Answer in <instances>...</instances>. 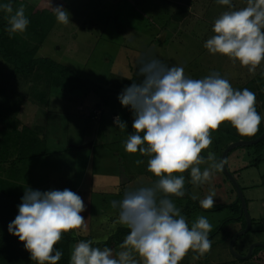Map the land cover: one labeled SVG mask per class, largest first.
Instances as JSON below:
<instances>
[{
  "label": "rangeland",
  "instance_id": "rangeland-1",
  "mask_svg": "<svg viewBox=\"0 0 264 264\" xmlns=\"http://www.w3.org/2000/svg\"><path fill=\"white\" fill-rule=\"evenodd\" d=\"M27 1L33 6L37 3L33 12L43 10L40 19L46 24L47 36L41 41L40 36L28 28L24 33L15 34L18 38L16 47L22 52L36 50V57L70 67L79 78L93 82L111 94H119L132 80L141 79L137 74L141 58H158L169 66L182 65L185 74L191 78H203L217 71L234 88H248L256 94L257 112L264 125V61L253 73L239 61L210 54L203 47L214 34V20L227 10V6L216 4L215 0ZM232 2L235 8L246 6V0ZM46 4H51L50 11L41 9ZM57 5H63L71 13L70 23L61 24L56 18H50L54 16L52 7ZM8 15L4 17L7 19ZM176 16L181 17L176 19ZM46 74L43 69L31 76L16 74L14 67L0 54V110L6 112L0 115L4 118L0 121V179L24 190L29 187L41 191L68 188L79 194L86 205V210L81 213L86 219L85 228L79 234L106 241L109 235L119 231L120 226L115 224L118 210L111 206L112 201L122 199L127 189L141 183L152 185L158 178L147 170L148 156H142L139 151H125L124 141L134 131L131 127L134 117L127 115V107L103 104L94 92L86 94L81 89H72L65 79L48 91ZM16 105L19 111L13 112ZM118 114L128 125L123 131L113 123ZM226 130L228 137L239 135L230 122H222L211 132L212 144L202 150V156L207 157L212 152L219 161L224 148L231 143L228 137L223 138ZM32 131L35 132L33 138L36 134L41 136V145L49 150L48 154L26 157L23 149L27 150L31 145L28 136ZM22 133L27 136L23 149L16 142L22 139ZM219 133L222 141L217 136ZM86 136L95 140L93 145L82 149L75 147L82 145ZM253 148H235L227 158L232 173L241 169L234 174L244 190L251 216L259 218L252 229L237 240L235 248L238 252H245L253 242L264 243V160L258 166L250 165L256 158ZM137 160L143 163L137 164ZM200 167L203 170L208 164ZM188 179L185 176V189L198 200L214 191L212 208L227 206L209 211L197 207L189 211L192 204L197 206L190 193L169 197L189 224L204 216L212 225L213 233H209L212 248L208 254L201 256L189 250L186 261L183 259L180 264H205L206 260L208 264H231L232 260L241 264L230 250L228 234L239 231L245 222L237 219L223 226L227 218L232 220L236 216L237 211L231 206L234 202L238 203L241 214V202L231 180L223 168L214 171L210 182L204 184L187 186ZM121 181L127 182V186L130 184L129 187H121ZM101 218L106 220L102 222ZM126 235L118 233L116 239L120 241ZM116 243L119 247L120 242ZM255 258L263 260L264 264V250L256 252Z\"/></svg>",
  "mask_w": 264,
  "mask_h": 264
},
{
  "label": "clouds",
  "instance_id": "clouds-1",
  "mask_svg": "<svg viewBox=\"0 0 264 264\" xmlns=\"http://www.w3.org/2000/svg\"><path fill=\"white\" fill-rule=\"evenodd\" d=\"M215 3L227 10L214 20V34L203 47L210 54L239 61L254 73L264 61V0H246L241 8H235L232 0ZM52 10L58 23L71 22V13L63 5ZM0 11L9 14L5 30L10 38L26 32L30 20L23 4L14 11L12 0L0 2ZM137 74L141 79L132 80L117 96L134 117V131L124 147L129 153L148 156L147 170L158 179L152 185L126 190L122 199L112 201L111 206L118 210L117 222L129 229L120 251L114 254L106 244L99 247L98 239L79 240L73 245L69 264H180L189 250L201 256L209 252L212 225L207 217L199 216L189 224L169 197L185 196L186 171L192 184H204L227 163L217 161L212 152L201 155L212 144L211 132L222 122H230L242 136L259 131L262 117L257 112L256 94L248 88H234L217 71L191 78L182 65L141 58ZM113 123L122 131L128 127L119 114ZM206 163L208 167L201 170L200 165ZM215 196L210 191L199 204L210 209ZM17 208L7 230L24 242L37 264H58L63 252L54 246L64 233L81 229L86 220L81 215L86 210L84 200L68 188L41 191L29 187Z\"/></svg>",
  "mask_w": 264,
  "mask_h": 264
},
{
  "label": "trees",
  "instance_id": "trees-1",
  "mask_svg": "<svg viewBox=\"0 0 264 264\" xmlns=\"http://www.w3.org/2000/svg\"><path fill=\"white\" fill-rule=\"evenodd\" d=\"M50 3L52 0H48ZM0 2H7V0H0ZM40 2V1H39ZM21 4H23L25 7V14L27 17H29L30 24L28 25V29L32 30L35 34H38L40 36V40L43 41L45 40L47 36V27L44 21L40 19V14L43 10H34V7L36 4L33 6V4L29 5V1L27 0H12V6L13 10L15 11L18 9ZM42 5H39L41 7ZM51 4L48 6V4L43 5V8L45 11H50ZM48 8V9H47ZM32 9V10H31ZM5 14H7L4 11H0V54L2 55L3 59L9 62L13 67H14V72L19 75H24V76H31L35 71L37 72L38 70L40 71L43 69V71H46V78L48 79V86L47 89L50 91L53 89L56 85H58L61 80H67V82L70 84L72 89H81L84 93L88 94L91 92H94L97 96L100 97L101 101L103 104H121L119 100L117 99L118 94H111L107 90L101 89V87L93 82L84 80L82 78H79L75 72L72 70V68L67 67L63 64L54 62L53 60H49L46 58H40L36 57V50L34 51H26L22 52L19 50L16 45L18 43V38L17 36L13 35L11 38L9 37L8 32L5 30L7 27V19L4 17ZM181 16H176V19H179ZM50 18H55V16H50ZM51 29V28H49ZM48 29V31H49ZM160 41V40H158ZM162 42V41H160ZM39 76V75H38ZM63 79H59V78ZM42 78V77H41ZM44 79V78H43ZM43 93V92H42ZM43 96V95H42ZM96 106L100 107V105L96 104ZM127 115L133 116L132 112L129 108ZM19 111V106L16 105L13 112ZM10 113V112H7ZM6 114L4 110H0V115ZM1 117V116H0ZM4 118H0V121H3ZM28 128V127H26ZM13 129L16 131L17 126L14 125ZM264 130V125L260 124L259 125V131L254 135V136H242L238 132L234 137H228L229 133L226 130V133L223 134V138L228 137V141L232 142L238 139H253L259 136ZM31 136H28L30 139L31 145L27 147V150H25L24 147V140L27 136H25V133H22V139L19 141L17 140L16 142H19V145H22V149L26 151V154L28 158H35L39 156H44L49 153V150L46 151L47 149L44 148V145L41 142V136L36 134L37 136L33 138L35 135V132L32 131ZM219 133L217 136L220 137ZM25 136V137H24ZM217 139V138H216ZM222 141V137H220ZM224 141V142H228ZM39 146V147H38ZM248 147H254V153H256V158L254 163L250 165H256L258 166L259 163L264 160V139L259 141L256 144L249 145ZM238 148V147H237ZM217 160V158H216ZM218 160L220 161L221 158L219 157ZM247 167V166H246ZM241 169H238L234 171L233 173H238ZM186 177L190 178L188 175V171H186ZM187 186H191L190 179L187 180L186 182ZM26 190L22 188H18L16 186L6 184L5 182H2L0 179V264H37L36 261L31 260L30 258V253L24 248V242L20 241L17 236H14L10 234L7 230V225L10 221H12L15 216L18 214V208L17 205L21 203V197L24 195V192ZM188 193L190 191L187 189ZM191 194V193H190ZM194 196V195H193ZM196 204H192L188 208L194 209V208H202L204 209L200 204L199 200L196 199ZM225 205H217L214 208L210 209H204L206 211L209 210H217L222 208ZM237 212L236 217L239 216L240 211H239V205L238 203L234 202V204H231ZM253 224L255 223V218H253ZM244 221V220H243ZM223 229V228H222ZM221 229V230H222ZM264 229V228H263ZM129 229L126 227H120L119 231L116 234H111L109 238H107L106 241H101V243L98 245L99 247H104L105 244L108 247H111L112 244H117L116 242H122L123 238L119 239L118 241L116 237L118 236V233H128ZM211 232L210 234H212ZM209 234V235H210ZM229 235V234H228ZM87 239H94L91 235L86 236V235H80L77 231L71 230L67 233H64L62 235L61 240L55 245L54 247L60 249L63 252V256L61 260L58 262V264H69V259L70 255L72 252L73 245L77 243L79 240H87ZM212 239V238H210ZM97 246V245H94ZM264 248L258 246L256 248V252L259 253V251H263ZM208 254V253H207ZM205 257H207L205 255ZM205 264H208V260L204 261Z\"/></svg>",
  "mask_w": 264,
  "mask_h": 264
},
{
  "label": "water",
  "instance_id": "water-1",
  "mask_svg": "<svg viewBox=\"0 0 264 264\" xmlns=\"http://www.w3.org/2000/svg\"><path fill=\"white\" fill-rule=\"evenodd\" d=\"M161 40L162 41L164 40V36L161 37ZM263 139H264V130L256 138H253V139H238V140L232 141L231 143H229L224 148V150L222 152V155H221V160L227 161L229 153L232 150H234L235 148L241 147V146L253 145V144L258 143L259 141H261ZM92 145H93V142L91 141V142H88L86 144H82V145L75 146V147H77L78 149H82V148H85V147H90ZM223 170L226 173V175L228 176V178L231 180L233 186L236 189L238 199L241 202V213L244 214L245 219H246V226L244 228H241L239 231L235 232L233 234V236L230 238V241H229L230 250L234 254V256H236L239 260L244 261L245 264H260V263L255 262V261H248V260H250L253 257L254 249L256 247H258V246H263L264 247V243H261V242L252 243L250 245L249 250H248V252L246 254L238 252L236 250V248H235V244H236L237 240L241 236L247 234L252 229V227H253V218H252V216L250 214V211H249V208H248V203H247V199H246V197L244 195V190L241 187L236 175L230 171V169L228 168L227 163L224 164Z\"/></svg>",
  "mask_w": 264,
  "mask_h": 264
},
{
  "label": "crops",
  "instance_id": "crops-1",
  "mask_svg": "<svg viewBox=\"0 0 264 264\" xmlns=\"http://www.w3.org/2000/svg\"><path fill=\"white\" fill-rule=\"evenodd\" d=\"M92 137L91 136H86L84 139H83V141H82V143L84 144L85 142H88L89 140H93V143H94V139H91ZM185 176V175H184ZM132 178H135V176H133ZM188 178V177H187ZM127 182H125V181H121L120 182V185H121V187H124V188H126V186H127V184H126ZM141 184H143V183H141ZM120 185H119V187H120ZM130 185V184H129ZM129 185L127 186V188L129 187ZM128 190V189H127ZM104 212V211H103ZM85 214H86V212H85ZM87 216V215H86ZM253 218V217H252ZM256 220H258L259 218H255ZM112 221V220H111ZM115 224H118V222L116 221L115 222ZM263 224H264V222H263ZM120 227H124L125 228V226H123V225H120L119 226V228ZM85 228V226L83 225L82 227H81V229H84ZM242 228V227H241ZM240 228V229H241ZM81 229H76V231L79 233V231H81ZM231 231V230H230ZM231 235L232 234H230V235H228V237L230 238L231 237ZM94 239H95V237L94 236H92ZM109 237H110V235H109ZM108 237V238H109ZM227 237V238H228ZM101 241V240H100ZM113 250L114 251H116V250H119L120 251V248L119 247H117L116 245H114V248H113ZM115 254V253H114ZM190 255V254H189ZM184 261H186V259H187V257H184ZM189 259H191V258H189ZM240 262H241V260H239ZM230 263L231 264H237V262H234L233 260L232 261H230ZM239 264V263H238Z\"/></svg>",
  "mask_w": 264,
  "mask_h": 264
},
{
  "label": "flooded vegetation",
  "instance_id": "flooded-vegetation-1",
  "mask_svg": "<svg viewBox=\"0 0 264 264\" xmlns=\"http://www.w3.org/2000/svg\"><path fill=\"white\" fill-rule=\"evenodd\" d=\"M191 195H192V194H191ZM192 196H193V195H192ZM224 205H225V204H224ZM225 206H227V205H225ZM225 206H223V207H225ZM237 219H239V220H244V222H245L244 224H245V225L242 226V228H244V227L246 226V219H245L244 214H242V213L239 214L238 217L235 216L234 218H232V220L227 218V219L224 221V225H223V226L225 227L229 222H231V221H233V220L235 221V220H237ZM253 220H254V219H253ZM255 220H256V219H255ZM224 227H222V228H224ZM235 232H236V231H235ZM235 232H234V233H235ZM234 233H233V234H234ZM233 234L231 235V237L233 236ZM229 235H230V234H229ZM231 237H230V238H231ZM230 238H229V239H230ZM236 243H237V242H236ZM253 243H254V242H253ZM249 247H250V246L247 247V249H246L245 252H241V253L246 254V253L248 252V250H249ZM260 247H263V246H260ZM256 248H257V247H256ZM256 248L254 249L253 257H252L250 260H248V261H255V262H258V263H260V264H263V262H262L263 260H259V258H255V255H256V253H255ZM263 248H264V247H263ZM259 252H261V251H259ZM257 253H258V252H257ZM248 261H247V262H248ZM241 264H245V262H244V261H241Z\"/></svg>",
  "mask_w": 264,
  "mask_h": 264
}]
</instances>
